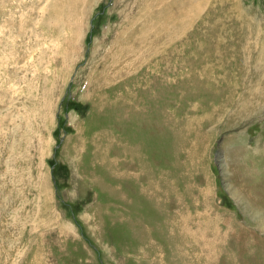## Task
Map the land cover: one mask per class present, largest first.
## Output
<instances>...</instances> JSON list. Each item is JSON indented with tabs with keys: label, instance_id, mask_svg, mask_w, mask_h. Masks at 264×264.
<instances>
[{
	"label": "rangeland",
	"instance_id": "374dc122",
	"mask_svg": "<svg viewBox=\"0 0 264 264\" xmlns=\"http://www.w3.org/2000/svg\"><path fill=\"white\" fill-rule=\"evenodd\" d=\"M0 264H264V0H0Z\"/></svg>",
	"mask_w": 264,
	"mask_h": 264
}]
</instances>
